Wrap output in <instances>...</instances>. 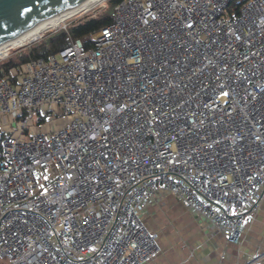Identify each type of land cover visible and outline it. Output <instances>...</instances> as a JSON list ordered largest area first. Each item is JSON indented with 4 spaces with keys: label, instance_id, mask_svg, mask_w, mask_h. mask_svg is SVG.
I'll list each match as a JSON object with an SVG mask.
<instances>
[{
    "label": "built area",
    "instance_id": "1",
    "mask_svg": "<svg viewBox=\"0 0 264 264\" xmlns=\"http://www.w3.org/2000/svg\"><path fill=\"white\" fill-rule=\"evenodd\" d=\"M92 38L0 76V264H143L167 195L240 243L264 202V0H119Z\"/></svg>",
    "mask_w": 264,
    "mask_h": 264
},
{
    "label": "crops",
    "instance_id": "2",
    "mask_svg": "<svg viewBox=\"0 0 264 264\" xmlns=\"http://www.w3.org/2000/svg\"><path fill=\"white\" fill-rule=\"evenodd\" d=\"M260 208L244 213L243 237L236 244L201 228L181 201L152 204L144 222L158 232L159 250L143 264H264V202Z\"/></svg>",
    "mask_w": 264,
    "mask_h": 264
},
{
    "label": "trees",
    "instance_id": "3",
    "mask_svg": "<svg viewBox=\"0 0 264 264\" xmlns=\"http://www.w3.org/2000/svg\"><path fill=\"white\" fill-rule=\"evenodd\" d=\"M117 1L119 0H107L106 7L96 15L87 16L68 24L65 28L49 32L38 43L20 52L11 53L6 59L0 61V76L8 74L11 67H16L28 59L46 58L50 53L68 45L71 39L80 38L85 49L91 47L93 44L92 34L110 22L111 12ZM4 136L5 133L0 131V151Z\"/></svg>",
    "mask_w": 264,
    "mask_h": 264
},
{
    "label": "water",
    "instance_id": "4",
    "mask_svg": "<svg viewBox=\"0 0 264 264\" xmlns=\"http://www.w3.org/2000/svg\"><path fill=\"white\" fill-rule=\"evenodd\" d=\"M84 0H0V47L38 21Z\"/></svg>",
    "mask_w": 264,
    "mask_h": 264
},
{
    "label": "bare ground",
    "instance_id": "5",
    "mask_svg": "<svg viewBox=\"0 0 264 264\" xmlns=\"http://www.w3.org/2000/svg\"><path fill=\"white\" fill-rule=\"evenodd\" d=\"M105 0H84L81 3L67 8L65 10L59 11L55 13L52 16H49L45 19H42L38 21L33 27L30 29L22 32L18 36L14 37L10 42H8L5 46L0 47V53H2L4 50H6L10 46H16L18 44L26 43L27 41H30L40 35V33L48 29L50 27H55L62 21H64L66 18L71 17L73 15H76L80 12L86 11L88 9H91L97 5H100Z\"/></svg>",
    "mask_w": 264,
    "mask_h": 264
},
{
    "label": "rangeland",
    "instance_id": "6",
    "mask_svg": "<svg viewBox=\"0 0 264 264\" xmlns=\"http://www.w3.org/2000/svg\"><path fill=\"white\" fill-rule=\"evenodd\" d=\"M106 3H107V0H105L102 4L97 5V6L93 7V8H91V9H88L86 11L80 12V13H78L76 15L71 16V17H68L64 21L59 23L57 26L50 27L48 29L43 30L38 37H36V38H34V39L30 40V41H27L26 43L8 47L7 49L10 48V52L8 53L7 56H4L7 53V49L4 50L2 53H0V61L6 59L13 52H20L21 50L26 49V48L32 46L35 43H38L49 32H53V31H56L58 29L65 28L68 24L77 22L78 20H81V19H83V18H85L87 16L96 15L97 13H99L101 10H103L106 7ZM2 56H4V57H2ZM167 196H171L169 199H167L168 201H179L176 198H174V196H172V195H167ZM166 197H164V198H166ZM167 200L163 199V201H167ZM259 210L254 212V213L259 212Z\"/></svg>",
    "mask_w": 264,
    "mask_h": 264
}]
</instances>
